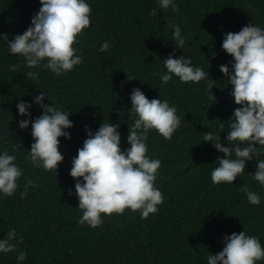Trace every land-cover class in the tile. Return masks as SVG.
Wrapping results in <instances>:
<instances>
[{
    "label": "trees",
    "instance_id": "obj_1",
    "mask_svg": "<svg viewBox=\"0 0 264 264\" xmlns=\"http://www.w3.org/2000/svg\"><path fill=\"white\" fill-rule=\"evenodd\" d=\"M87 2L91 26L74 45L83 63L57 76L49 69L28 68L8 49L7 37L27 30L42 7L40 0H0V151L15 155L23 171L14 195H0V239L15 229L23 241H12L17 250L0 253V264H17L21 251L27 253L23 264H207L210 254L222 251L225 235L243 231L264 246V186L249 174L257 170L256 159L264 160V149L247 163L243 177L217 185L211 172L223 154L214 142L203 141L204 133L213 132L214 139L220 136L228 146L229 121L241 106L235 104L232 86L220 71L221 65L231 67L234 61L222 43L226 33L239 32L250 23L264 28V0H176L175 13L160 9L157 0ZM176 24L184 49L175 50L171 40V25ZM105 41L111 47L100 52ZM174 51L177 58L189 56L194 66L203 68L208 80H214L213 92L204 80L182 83L174 76L167 84L161 82L160 73L166 71L163 60ZM29 71L38 72L39 79L27 78ZM134 88L150 100H168L181 119L170 140L151 130L147 141V154L161 161L155 186L163 203L147 219L126 209L123 214L103 215L97 228L81 226L76 181L70 175L72 160L88 138L86 126L94 133L104 120L120 124L122 149L130 147L126 137L135 119L130 112ZM41 91L52 98L46 96L45 104L71 111L74 124L67 129L71 139L60 138L65 159L57 176L26 158L34 142L31 125L19 128V121L28 117H21L16 105L31 102ZM30 111L33 121L42 115L36 104ZM28 181L32 185L22 197ZM243 184L259 194V206L248 202Z\"/></svg>",
    "mask_w": 264,
    "mask_h": 264
},
{
    "label": "clouds",
    "instance_id": "obj_2",
    "mask_svg": "<svg viewBox=\"0 0 264 264\" xmlns=\"http://www.w3.org/2000/svg\"><path fill=\"white\" fill-rule=\"evenodd\" d=\"M40 3L42 7L33 15L23 34H16L12 39L5 35L9 52L22 57L28 68H44L57 76L66 75L83 63L74 45L79 43L78 36L83 35V30L91 26V6L87 0H40ZM157 3L163 11L179 12L176 0H157ZM171 27L175 50L184 49L185 40L180 26ZM110 47V43L105 41L99 51L106 52ZM222 48L234 61H230L231 67L221 65L220 71L232 86L231 96L235 104L241 107L234 110L229 121L227 147L220 142V136L214 139L213 132L204 133L203 141L214 142L215 149L223 154L217 160L219 166L211 172L212 182L217 185L233 184L238 176L243 177L247 163L256 159L264 149V28L250 23L239 32H228L224 35ZM163 63L166 69L160 73L163 84L175 76L182 83L204 80L213 90L214 80H208L207 73L194 66L189 56L177 58L174 51ZM26 77L38 80L39 73L29 71ZM121 86H124L123 82ZM46 96L52 100L50 94L41 91L31 102L22 100L16 107L21 117H28L19 121V128L27 130L31 125L34 140L26 158L34 167L57 176L59 165L65 159L60 150V138L70 140L71 133L67 129L74 124L69 119L71 111L61 110L55 103L54 106L45 104ZM212 98L216 99L215 96ZM130 100V112L135 114L126 137L130 147L122 149L120 124L104 120L94 133L86 126L88 138L72 160L70 175L76 181L74 194L82 211L78 218L81 226L97 228L104 222L103 215L123 214L126 209L139 211L141 219H147L150 214H157L159 205L163 203L162 192L155 186L161 161L147 154V141L151 130L170 140L181 127V119L176 107L168 100H150L140 88L132 90ZM33 104L42 109V115L34 121L30 111ZM220 130H224L223 125ZM231 142L236 143L232 146ZM16 160L17 157L8 151H0V195L11 197L19 187L23 171ZM256 161L257 170L249 174L264 186V160ZM31 185L32 182L28 181L22 197L27 196V188ZM242 190L250 204H261L258 193L245 184ZM68 195H73L71 189ZM14 240L22 242L23 237L18 238L16 230L11 229L7 231L6 238L0 239V253L16 251ZM223 245L222 251L207 257V264H257L264 261V246L260 239L246 231L225 235ZM26 258V252H19L17 264H23Z\"/></svg>",
    "mask_w": 264,
    "mask_h": 264
}]
</instances>
